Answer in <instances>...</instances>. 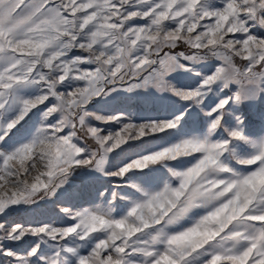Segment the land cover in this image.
<instances>
[{"label":"snow or ice","instance_id":"1","mask_svg":"<svg viewBox=\"0 0 264 264\" xmlns=\"http://www.w3.org/2000/svg\"><path fill=\"white\" fill-rule=\"evenodd\" d=\"M126 95L163 107H115ZM256 105L264 0H0V256L264 264V112L259 131L241 112ZM77 175L110 183L59 223L7 219Z\"/></svg>","mask_w":264,"mask_h":264},{"label":"rangeland","instance_id":"2","mask_svg":"<svg viewBox=\"0 0 264 264\" xmlns=\"http://www.w3.org/2000/svg\"><path fill=\"white\" fill-rule=\"evenodd\" d=\"M115 107L127 112L147 115L157 109H161L163 104L157 97L153 96H131L129 98L126 95L120 98ZM241 112L249 126L254 131H259L262 127L261 112H264V105L244 106ZM109 183L108 178H92L77 175L72 180L70 186H66L67 191L61 197L62 203L61 201H56L55 198H51L49 201L41 203L38 207L31 205L21 207L11 213L7 219L13 224L19 223L22 225L36 224L41 221L59 223L62 219V215H58L61 206H68L70 204L87 206L88 202L96 196L97 190L108 187ZM33 240H35V237H27L23 242L10 243V246L22 250ZM0 264H10L9 258L0 256Z\"/></svg>","mask_w":264,"mask_h":264}]
</instances>
